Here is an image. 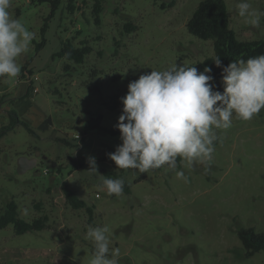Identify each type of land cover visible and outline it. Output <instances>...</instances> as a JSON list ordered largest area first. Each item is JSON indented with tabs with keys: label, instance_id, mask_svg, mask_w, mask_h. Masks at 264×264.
<instances>
[{
	"label": "rangeland",
	"instance_id": "rangeland-1",
	"mask_svg": "<svg viewBox=\"0 0 264 264\" xmlns=\"http://www.w3.org/2000/svg\"><path fill=\"white\" fill-rule=\"evenodd\" d=\"M200 1L106 0L97 25L94 0H75L73 13L62 0L53 14L48 2L12 0L11 17L34 39L17 58L18 77H0V128L15 110L35 134L19 124L0 138V210L15 199L24 219L47 215L49 221L45 229L23 234L13 224L0 228V264H88L90 225L109 227L119 264H264V252L246 257L238 237L243 227L264 232V108L247 121L234 114L230 128L214 129L218 138L208 164L189 168L177 161L187 182L166 165L143 174L129 168L121 178L130 193L102 190L101 176L116 179L108 171H120L107 153L122 143L120 134L107 130H119L114 126L123 107L112 111L106 102L115 93L125 96L141 74L214 53L212 40L186 27ZM239 2L226 0L238 39H264V0H248L260 14L258 27L238 15ZM67 39L92 46L83 63L53 56ZM91 122L100 128L88 129ZM21 156L36 159L23 173ZM88 156L96 157L99 172L88 170ZM64 186L94 206L92 219L85 208L68 204Z\"/></svg>",
	"mask_w": 264,
	"mask_h": 264
},
{
	"label": "clouds",
	"instance_id": "clouds-1",
	"mask_svg": "<svg viewBox=\"0 0 264 264\" xmlns=\"http://www.w3.org/2000/svg\"><path fill=\"white\" fill-rule=\"evenodd\" d=\"M12 0H0V77H18L21 68L17 58L29 50L34 33L20 19L12 18ZM245 22L258 27L260 14L251 9L248 0L236 5ZM222 68L223 92L214 90L211 67L199 71L195 66L173 64L169 68L141 74L129 82L128 92L121 97L122 114L114 126L120 131L121 144L107 153L119 169H137L141 174L167 166L178 179L187 182L183 171H176L177 159L208 164L218 138L214 129H228L235 114L251 120L264 108V54L233 60ZM90 172H99L95 156H88ZM102 190L108 196H120L123 178L101 176ZM107 225L88 226L85 239L93 246L88 264H119V248L110 247L112 240Z\"/></svg>",
	"mask_w": 264,
	"mask_h": 264
},
{
	"label": "trees",
	"instance_id": "trees-1",
	"mask_svg": "<svg viewBox=\"0 0 264 264\" xmlns=\"http://www.w3.org/2000/svg\"><path fill=\"white\" fill-rule=\"evenodd\" d=\"M33 4H41L48 2L52 8V14L61 4L62 0H29ZM106 0H94L92 7V15L97 25L101 24V13L103 11V4ZM75 0H68L67 9L73 13L76 6ZM187 30L193 36L201 40H212L214 43V53L211 56L204 58L203 60L188 64V66H195L199 71H203L204 68L211 67L212 75L214 76V90L223 92V85L221 83L222 68L217 67L214 62V58L220 57L223 65H228L233 60L244 59L245 61L250 57H256L260 54H264V39L255 40H240L237 37L236 32L231 27V19L228 11L226 0H201L197 8L192 13L191 17L186 24ZM47 26L42 28V32L45 33ZM46 43V38L43 37L42 41L37 43L36 50L41 49ZM92 51V46L87 41H82L81 46L74 44L72 39H67L62 42L61 47L56 51L53 56H59L65 58L68 61L81 64L85 61L87 55ZM65 69L69 68V64H66ZM27 69V63L23 66V70ZM30 72H32L30 70ZM29 93V89H28ZM121 96L118 93L113 94L109 101L106 102L108 109L115 111L119 107H123L121 102ZM9 122L0 128V138L8 131L15 129L19 124H24L27 129L35 134V131L25 122L19 119V116L15 110L8 111ZM100 128V125L96 123H90L88 129ZM112 135H119L120 131L116 129L107 130ZM177 161H181L180 158ZM80 165H82L80 163ZM125 169H120L119 172L108 171L109 175H113L115 178L123 177ZM136 182L140 180H135ZM65 198L68 204L74 209L85 208L89 214V218L92 219L94 215V206L88 205L85 200L79 198L77 193L68 188L63 187ZM123 191L126 193L131 192V185L124 181ZM49 218L47 215H43L32 220H26L20 216L19 204L15 199H11L0 210V228H4L9 224H13L14 230L17 234H23L29 231H40L47 227ZM238 237L245 250V256L251 257L257 252H264V232L257 231L254 227H243L238 231ZM93 252V248H92Z\"/></svg>",
	"mask_w": 264,
	"mask_h": 264
},
{
	"label": "water",
	"instance_id": "water-1",
	"mask_svg": "<svg viewBox=\"0 0 264 264\" xmlns=\"http://www.w3.org/2000/svg\"><path fill=\"white\" fill-rule=\"evenodd\" d=\"M26 164H27V166L25 167ZM35 164H36V159L35 158H28L26 156H21L20 159H19L18 171L20 173H23L27 169L32 168ZM52 166L54 167L55 163Z\"/></svg>",
	"mask_w": 264,
	"mask_h": 264
},
{
	"label": "built area",
	"instance_id": "built-area-1",
	"mask_svg": "<svg viewBox=\"0 0 264 264\" xmlns=\"http://www.w3.org/2000/svg\"><path fill=\"white\" fill-rule=\"evenodd\" d=\"M30 83H31V81H30ZM37 90H38L37 88L34 89V91H37ZM80 137H81V134L80 133L75 134V138H80ZM49 171H50V168L49 167H45L43 169V173L44 174H48Z\"/></svg>",
	"mask_w": 264,
	"mask_h": 264
}]
</instances>
